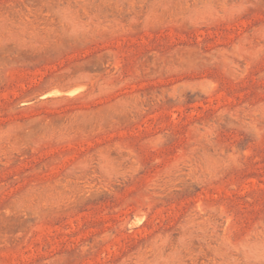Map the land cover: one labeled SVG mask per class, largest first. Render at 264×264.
Here are the masks:
<instances>
[{"label":"rangeland","instance_id":"rangeland-1","mask_svg":"<svg viewBox=\"0 0 264 264\" xmlns=\"http://www.w3.org/2000/svg\"><path fill=\"white\" fill-rule=\"evenodd\" d=\"M0 264H264V0H0Z\"/></svg>","mask_w":264,"mask_h":264},{"label":"bare ground","instance_id":"bare-ground-1","mask_svg":"<svg viewBox=\"0 0 264 264\" xmlns=\"http://www.w3.org/2000/svg\"><path fill=\"white\" fill-rule=\"evenodd\" d=\"M56 94H58V92L57 91H53V92H50L48 95H56Z\"/></svg>","mask_w":264,"mask_h":264}]
</instances>
